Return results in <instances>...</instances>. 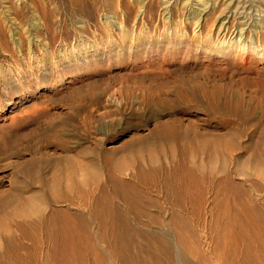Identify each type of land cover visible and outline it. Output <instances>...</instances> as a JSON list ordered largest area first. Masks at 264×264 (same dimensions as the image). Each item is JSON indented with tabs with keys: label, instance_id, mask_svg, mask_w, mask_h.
<instances>
[{
	"label": "rangeland",
	"instance_id": "rangeland-1",
	"mask_svg": "<svg viewBox=\"0 0 264 264\" xmlns=\"http://www.w3.org/2000/svg\"><path fill=\"white\" fill-rule=\"evenodd\" d=\"M27 1L0 7V264H215L235 212L263 239L264 59L201 39L227 11ZM122 9L132 39L100 24Z\"/></svg>",
	"mask_w": 264,
	"mask_h": 264
},
{
	"label": "bare ground",
	"instance_id": "bare-ground-1",
	"mask_svg": "<svg viewBox=\"0 0 264 264\" xmlns=\"http://www.w3.org/2000/svg\"><path fill=\"white\" fill-rule=\"evenodd\" d=\"M22 1L24 2L25 0H0V7H2L5 10V12H7L6 15H11V16L13 15L12 17H13L14 21L16 22V17H15L16 14L14 15V13H15V10L19 8ZM26 1L24 3H26ZM220 1H221V3L219 4ZM178 2H179V4H182L181 6L183 9H186V19H194V17H192V15H193V13H195L194 16H195V18H197L196 24L198 23V25L201 22H204L205 17H207L208 14H211L214 10L218 9L219 6H220V8L218 9L219 13H224L225 10L227 11V12H225L226 14L223 17L218 18L217 21L215 22L216 32H217L216 36H215V41L212 42L211 38H209V37L208 38H206V37L202 38L201 37V39L206 44H208V46H206V45L204 46L206 48L205 53L208 52L210 54L213 52L218 56L234 57V58H241V59H242V57L247 59L249 57H255V56H257L258 58L264 59V22H262V21H264V19H262L263 18L262 15H264L263 14L264 12L260 10L261 5L257 4L254 7L253 3H251V0H181V1L163 0V1H160L159 7H160V12H161V17H163L164 20L166 19L168 21L169 18L172 17L171 16V13H172L171 9L173 6H176L178 4ZM147 4H148L147 0L138 1V5H136L138 7L136 9V12H135V15L133 18V25L141 24L144 21ZM253 11H254V14L253 15L250 14ZM126 14L127 13L124 9L121 10L120 15H118L117 13H114L111 15L103 14L102 18H99L100 24L104 25L105 31L109 34H111V31H110V26H111V27H115L116 30H118L119 34L132 39L133 36L130 35V33L126 29V25H125V22L127 20ZM236 15H238L239 17H235ZM38 19H39V17H38ZM40 19H41V16H40ZM202 24L203 23H201V25H200L201 27H202ZM34 25H36V24H34ZM44 26H45V24H44ZM33 27H35V26H33ZM39 27H41V25ZM202 29H203V27H202ZM236 33L238 34V36H236ZM199 35H200V33L196 35V37L198 39H200ZM235 37H238V38H235ZM21 50L22 49H20V51ZM10 103H11V101L7 100V103H5V104H10ZM3 106H1V107H3ZM241 222H243L244 224H242ZM223 224L224 225L222 227L216 229V235L217 236H216V240H215V248L218 249L219 251H221V250L223 251V252H221L222 253L221 256L219 253L217 255V257L215 258L217 264H264V238L262 239L261 237H259L257 235L258 233L256 234V232L254 231L253 227L250 224V221L248 222V220H246V219L245 220L241 219L239 213L235 212ZM181 239H182V236H181ZM179 242H180V240H179ZM183 242L185 244L184 240H183ZM252 243H253V245H254V243H256L255 246H257L259 248L258 250H260V254H258L257 252L256 253L258 255L253 253ZM180 244H182V243L180 242ZM187 245H186V247H187ZM195 245H196V243H195ZM161 246H162V244H161ZM180 246H183V245H180ZM190 248H195V247L190 246ZM155 249H156V247H155ZM157 249H158V246H157ZM163 249H164V247L162 248V250ZM196 249H197V247H196ZM126 251L128 252V249ZM160 251H161V249H160ZM180 251L182 252L183 250H181V248H180ZM191 251H189V252H191ZM164 252H165V250H164ZM183 252L186 253L187 250L183 251ZM150 253L152 254V252H150ZM193 253H191V255ZM176 254L177 253H175V256H176ZM167 256H170V255H167ZM119 257H120V255H119ZM202 257H203V255H202ZM127 258H129V257H127ZM185 258L186 257L182 253L177 254V258H176L177 263L176 264H185V261H186ZM191 258H195V257H191ZM191 258H189V260ZM139 259H140V257H139ZM157 259H159V258H157ZM202 259H204V257L201 258V261H202ZM132 260H134V259H132ZM141 260H142V258H141ZM165 260L167 261L169 259H165ZM165 260H164V263H166ZM209 261H207V262H209ZM207 262H206V264H207ZM216 262H215V264H216ZM120 263H121V261H120ZM142 263H143V261H142ZM156 263H157V261H156ZM136 264H138V262ZM189 264H192V263L190 262ZM203 264H204V262H203Z\"/></svg>",
	"mask_w": 264,
	"mask_h": 264
}]
</instances>
